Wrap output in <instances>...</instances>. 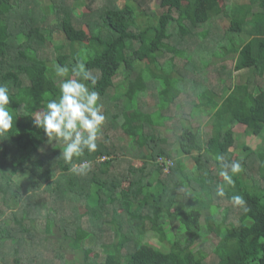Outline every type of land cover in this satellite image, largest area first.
Instances as JSON below:
<instances>
[{"label":"trees","instance_id":"obj_1","mask_svg":"<svg viewBox=\"0 0 264 264\" xmlns=\"http://www.w3.org/2000/svg\"><path fill=\"white\" fill-rule=\"evenodd\" d=\"M74 1L84 0H0V85L9 89L14 117L12 129L0 135V264L79 262L66 252L80 254L79 264H264V144L240 146L233 131L242 125L245 134L264 132V0H158L156 12L155 0H128L123 7L102 0L99 9V0H87L96 11L87 14L86 30V14L77 13ZM227 18L215 38L210 28L196 31ZM249 26L250 38L242 41ZM55 30L65 45L52 44ZM208 51L221 61L208 62V79L198 80V62ZM77 58L98 77L94 88L88 83L106 116L96 151L74 157L91 162L86 174L70 170L63 143L50 141L31 117L59 96L54 65L71 68ZM243 70L250 75L232 83V72ZM148 93L156 95L152 106ZM180 106L185 113L201 108L209 123L218 121L205 124L200 139L180 115L169 144L163 134ZM115 133L124 146L109 142ZM135 149L140 167L126 156ZM220 155L242 165L224 197L215 195L223 183ZM183 157L194 161L193 171ZM232 195L245 203L234 206ZM148 233L159 249L146 247ZM199 242L210 246L211 256Z\"/></svg>","mask_w":264,"mask_h":264},{"label":"clouds","instance_id":"obj_2","mask_svg":"<svg viewBox=\"0 0 264 264\" xmlns=\"http://www.w3.org/2000/svg\"><path fill=\"white\" fill-rule=\"evenodd\" d=\"M54 73L60 78L59 96L47 100L41 110L33 112L32 123L42 128L50 141L63 143L61 156L73 173L86 174L91 169V162L81 160L76 163L74 157L83 156L85 149L89 153L96 151L98 135L106 120L102 105L99 104V93L90 88L88 83L94 88L98 77L86 67L82 58H77L71 68L55 64ZM9 103V89L0 85V135L13 127L14 117L9 112ZM216 160L223 183L216 185L215 195L224 197L226 186L234 183L232 177L242 171V165L239 161L228 162L223 155L217 156ZM230 199L234 206L245 203L241 195H232Z\"/></svg>","mask_w":264,"mask_h":264},{"label":"rangeland","instance_id":"obj_3","mask_svg":"<svg viewBox=\"0 0 264 264\" xmlns=\"http://www.w3.org/2000/svg\"><path fill=\"white\" fill-rule=\"evenodd\" d=\"M24 3H29V0H22ZM44 2H48L47 4H53V2H54V0H43ZM84 1H87V0H84ZM84 1H74V3H76V4H78V7H77V13H81L82 12V10H83V14H86V16H84L83 17V29H85L86 30V27H85V23H86V20L87 21H89L90 20V18H89V16L90 15H87V14H91V12L92 11H96L95 10V8H97V9H99V7L101 6V4H102V0H99L98 1V3H99V5H96L95 6V8H92V7H88L86 4H84L83 2ZM128 0H118L116 3L119 5V7H123V5L127 2ZM230 1H232L233 2V4H234V0H230ZM238 1H240V0H238ZM220 5H221V3H220ZM223 5V4H222ZM230 5V4H229ZM231 6V5H230ZM27 7H30V5H28ZM158 7H159V1L158 0H155L153 3H152V5H151V11H153V12H156L157 11V9H158ZM231 8H233V6H231ZM251 10L256 14V13H258L259 12V9H258V6L257 5H254V6H252L251 7ZM96 15H98V13L96 14ZM35 17H36V15H35ZM142 20L141 19H138L137 20V23H139V22H141ZM229 24V19L227 18V19H222L221 21L220 20H215V21H212V23H211V25H209L208 27H207V25H206V27H204V28H200V29H196V31L197 32H199V31H202V30H205V29H207V28H210V30L209 31H212V34H213V38H215L216 37V34H218V35H222L223 34V31H224V29L227 27V25ZM211 26V27H210ZM250 26H249V28H248V31H244L243 32V34L242 35H239V38H241V40L242 41H248V39L250 38ZM211 36H208V40L209 41H212L211 40ZM17 40H18V42L20 43V42H22L23 41V37L21 36V35H18V38H17ZM193 41V40H192ZM196 41V42H195ZM195 41H193V43H195V44H197V40H195ZM52 44L53 45H58V46H60V45H65L66 44V41H65V39H64V36H63V34L60 32V31H58V30H55L54 31V33L52 34ZM47 48V47H46ZM189 48H191V47H189ZM66 50H67V52H68V49H67V47H66ZM54 51V50H53ZM49 51H46V53H48ZM208 52H210V51H208ZM50 54H48L49 56H50V60H53L54 59V56H53V54H52V52H49ZM206 55V54H205ZM204 55V56H205ZM216 53L215 52H210V55H209V57H206L205 56V59H202V60H200L199 62H198V64H199V67L200 68H197L196 70H199L198 72H196V77L198 78V80H206V79H208L207 78V76H208V66H207V64H208V62H210L211 61V63H212V61H214V60H217L216 62L217 63H219L221 60L219 59V58H217L216 57ZM229 57H232V56H229ZM210 59V60H209ZM220 60V61H219ZM226 60V59H225ZM181 63V62H180ZM202 65V66H201ZM204 69H203V68ZM202 68V69H201ZM217 69H218V65L217 66H215L213 69H212V71H213V73L214 72H217ZM155 70H153V72H154ZM193 73V72H192ZM221 74H223L224 76L226 75V72H220ZM134 75V74H133ZM250 75V71L249 70H243V71H239V72H232V78H231V81H232V83H238V82H241V80L242 79H245V78H247L248 76ZM132 76V75H131ZM134 77V76H133ZM119 82H121V78H117V80H116V83H119ZM120 90H122V88H120ZM113 94V93H112ZM223 100V99H222ZM222 100H219V99H217V100H215L216 101V103H219V101H220V103H222ZM156 102V95L155 94H153V95H150L149 93H148V95H147V105L148 106H152L153 105V103H155ZM181 103H183V98L181 99ZM185 103H187V102H185ZM219 103V104H220ZM99 104L100 105H102V106H104L103 104H101L100 102H99ZM114 104V103H113ZM230 107V106H229ZM190 110H191V108L190 109H188L187 110V113L189 114L190 113ZM208 110H210V111H212L211 110V108H208ZM225 110H228V106H227V109H225ZM172 111V110H171ZM194 112H192V113H190V115L192 116H189V118H187V113H185V111H183L182 109H181V106H180V108H179V110H178V112H175V111H173V112H175V113H173V114H171V115H169V117H171L172 119H173V121L171 122V125H167V128H166V132L163 134V136H165L166 138H168V142H169V144H171V143H173L174 142V140H175V138H176V136L178 135L177 133L178 132H176V130H174V127L177 125V122H178V117L180 116V117H182V119H183V121H184V123L186 124V125H188L194 132H197L198 131V134H199V138L200 139H202V138H205L206 137V130H207V128L208 127H206L205 126V124H207L209 127H210V125L212 126V125H214L215 126V124H216V121H218V119H215V120H213V122L212 123H209L208 122V118L207 117H205V115L204 114H202L204 111H203V109H201V108H196V109H194L193 110ZM113 112H115V110H114V107H111V113H113ZM197 114H199V115H201L202 117H198V116H196ZM167 118V116H164V118ZM156 118V117H155ZM225 119H226V116H225ZM206 121V122H205ZM104 125V124H103ZM101 126V129H100V132H99V135H98V139L99 140H103V138H102V136H103V134H104V129H105V127L104 126ZM244 130H245V127L244 126H242V125H236L235 127H234V129H233V131H234V133L236 134V141H237V143L238 144H240V146H242L243 144H245V145H247L249 148H252L253 150H257L262 144H264L263 142H264V132L262 133V135L259 137V136H255V135H251V134H245L244 133ZM119 135H120V133L119 134H117V133H115L114 135L113 134H111V138H110V143L111 144H117V146H124L125 145V142H123V141H120L119 140ZM137 153V149H135V151L134 150H131L130 152H128L127 153V157L128 158H130L129 160H130V162L132 163V165H134V166H136V167H140V165H141V162L140 161H137V160H135V159H133L132 158V154L133 155H135ZM240 151H239V149H235L234 150V158H236V157H238V156H240ZM182 160H183V162H184V164H185V166L190 170V171H193L194 170V168H195V164H194V161L191 159V158H182ZM126 165H128V163H126L124 166H126ZM138 165V166H137ZM24 176H20V175H18L17 177H15V181L16 182H21L22 180V178H23ZM30 180L31 179H29V178H27V182H28V184L30 183ZM24 183V182H23ZM25 184H27V183H25ZM192 186L194 185L195 186V184H191ZM222 203H226L225 201H221ZM203 220V219H202ZM145 243H146V247L147 248H149L150 250H157V249H159L160 248V241L158 240V238L156 237V235H154V234H152V233H148L147 235H146V239H145ZM198 247L200 248V249H202V250H204L205 252H207L208 253V255L210 254V246H207L206 247V242L205 243H201V242H199L198 243ZM66 255H67V258L68 259H70V260H73V259H75V260H79V262H76V264H79L80 263V261H81V258H80V254H77V253H70V252H66ZM210 256H211V254H210ZM211 260H214L213 259V257L211 258Z\"/></svg>","mask_w":264,"mask_h":264},{"label":"built area","instance_id":"obj_4","mask_svg":"<svg viewBox=\"0 0 264 264\" xmlns=\"http://www.w3.org/2000/svg\"><path fill=\"white\" fill-rule=\"evenodd\" d=\"M157 162H158V164H160V165H164V164H163L164 159L162 160L161 158H159V159L157 160ZM165 164H166V167H167V166H172V163H171V162H166Z\"/></svg>","mask_w":264,"mask_h":264},{"label":"crops","instance_id":"obj_5","mask_svg":"<svg viewBox=\"0 0 264 264\" xmlns=\"http://www.w3.org/2000/svg\"><path fill=\"white\" fill-rule=\"evenodd\" d=\"M254 11V10H253ZM255 12V11H254Z\"/></svg>","mask_w":264,"mask_h":264},{"label":"bare ground","instance_id":"obj_6","mask_svg":"<svg viewBox=\"0 0 264 264\" xmlns=\"http://www.w3.org/2000/svg\"><path fill=\"white\" fill-rule=\"evenodd\" d=\"M169 200V199H168Z\"/></svg>","mask_w":264,"mask_h":264}]
</instances>
